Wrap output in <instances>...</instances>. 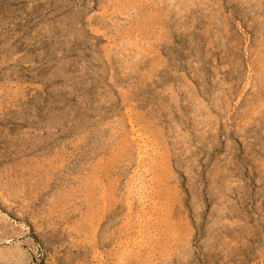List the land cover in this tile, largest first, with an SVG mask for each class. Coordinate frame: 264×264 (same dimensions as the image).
<instances>
[{
  "label": "rangeland",
  "instance_id": "obj_1",
  "mask_svg": "<svg viewBox=\"0 0 264 264\" xmlns=\"http://www.w3.org/2000/svg\"><path fill=\"white\" fill-rule=\"evenodd\" d=\"M0 264H264V0H0Z\"/></svg>",
  "mask_w": 264,
  "mask_h": 264
},
{
  "label": "bare ground",
  "instance_id": "obj_2",
  "mask_svg": "<svg viewBox=\"0 0 264 264\" xmlns=\"http://www.w3.org/2000/svg\"><path fill=\"white\" fill-rule=\"evenodd\" d=\"M133 130V129H132ZM133 132V131H132ZM152 149V148H151ZM147 153V152H146ZM154 153V152H153ZM142 154V153H141ZM140 156V155H139ZM143 156H145V154L143 155ZM150 156V155H149ZM142 157V156H141ZM147 159V158H146ZM142 160H143V158H142ZM146 165V164H145ZM145 169V168H144ZM142 173H144V172H142ZM144 187V186H143ZM142 187V188H143ZM144 198V197H143ZM142 200V199H141Z\"/></svg>",
  "mask_w": 264,
  "mask_h": 264
}]
</instances>
